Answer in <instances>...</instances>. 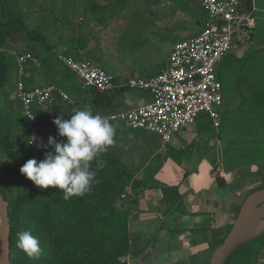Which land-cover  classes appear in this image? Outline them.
<instances>
[{
    "label": "rangeland",
    "instance_id": "obj_1",
    "mask_svg": "<svg viewBox=\"0 0 264 264\" xmlns=\"http://www.w3.org/2000/svg\"><path fill=\"white\" fill-rule=\"evenodd\" d=\"M3 1L10 9H18L23 14L30 29L40 28L54 46L69 43L76 36L89 37L90 45L80 49V55L83 60L112 75L116 82H126L135 77L149 79L165 70L169 65L171 46L197 35L207 18L198 0H126L128 3L124 9L118 10L115 6L107 11L102 8L108 3L115 5L117 0H0V20L4 16ZM254 4L255 28L249 37L243 33L234 37L233 49L217 67L225 98L223 107L219 109L221 128L204 121L207 118L204 115L196 123L204 126L206 133L201 138L211 139L214 150H221V165L225 163L230 168L245 171L252 168L264 176V141L256 143L260 138H251L256 142H248V136H244L249 122H259L260 117L264 123V0H254ZM58 52H64V49ZM73 76L77 77L74 73ZM135 92L132 94H139L135 99L129 94L119 97L113 112L131 110L152 101L149 91ZM2 100L7 111L17 112L12 90L5 91L0 97ZM51 111H46L45 117L53 118ZM16 118L24 120L23 115ZM138 131L116 130L115 144L108 150L119 157L122 166L137 170V177L162 144L158 135ZM41 132L42 127L39 134ZM13 136L12 157L0 161V174L6 177L8 186L12 182L13 165H20L26 156L19 128L15 129ZM38 141L29 143L35 155L40 150ZM199 145L200 155L210 149L209 144L204 148V139ZM230 146L238 149V152L233 150V156ZM215 156L219 161L218 155ZM175 159L177 162L182 160L176 155ZM130 174L135 177V173ZM260 190H264V184ZM258 191H250L248 197ZM263 249L264 237L240 250L230 264H257L264 254L261 253ZM209 257V254L200 256L198 264H207Z\"/></svg>",
    "mask_w": 264,
    "mask_h": 264
},
{
    "label": "trees",
    "instance_id": "obj_2",
    "mask_svg": "<svg viewBox=\"0 0 264 264\" xmlns=\"http://www.w3.org/2000/svg\"><path fill=\"white\" fill-rule=\"evenodd\" d=\"M127 3L126 0H117L115 5L108 3L107 7L124 9ZM2 4L4 16L0 20V97L8 89L15 91L16 56L29 53L34 61L26 71V89L55 85L70 98L68 102L57 101L51 109L53 118L37 113L36 125L39 129L42 127L38 143L41 139L47 143L49 136L56 137L58 141L66 140V137H59L58 128L53 123L58 116L67 120L74 109L89 106L94 115L108 118L116 113L113 112V106L119 97L129 94L135 99L139 95L132 94L137 90L128 87L100 93L80 84L73 72L58 59V46L49 43L40 28L30 29L18 9H10L5 1ZM100 21L104 19L100 18ZM89 39L87 36H76L73 39L75 42H63L60 46L66 47V54L83 60L79 50L89 47ZM16 104L18 110L14 114L5 109L4 100L0 101V161L4 162L6 158L12 157L10 147L17 128L21 131L23 151L26 153L24 162L13 165L10 186L6 183V177L0 174V193L9 202L11 263L125 264L124 258L131 253L129 223L136 204L138 207L140 192L144 188L143 181L135 180L131 172L122 166L119 157L108 151L92 162L95 179L99 182L92 186L90 193L82 197L73 196L66 201L57 188L37 187L21 174L20 168L29 159L42 160L45 150L40 149L35 155L30 149L32 146L29 144L28 124L18 100ZM18 115H23L24 120L16 118ZM110 123L116 130L138 131L128 129L119 122ZM129 188L133 194L122 198ZM168 189L177 192L174 187ZM24 230H30L39 238L43 248L39 259L28 258L17 247V232Z\"/></svg>",
    "mask_w": 264,
    "mask_h": 264
},
{
    "label": "crops",
    "instance_id": "obj_3",
    "mask_svg": "<svg viewBox=\"0 0 264 264\" xmlns=\"http://www.w3.org/2000/svg\"><path fill=\"white\" fill-rule=\"evenodd\" d=\"M102 9L107 11L109 7ZM172 48L173 45L171 51ZM61 49L66 47L57 50ZM224 99L223 94V104ZM258 119L259 122L246 125L244 136H248V142H256L251 138H260L256 143L264 141V123ZM204 121L210 123L208 118ZM203 133L204 126L195 123L183 128L165 147L160 142L158 153L138 177L137 170L124 166L144 184L129 223L131 253L125 258L127 264H198L199 257L206 254L210 255L209 264L232 229L249 192L260 190L264 184L263 174L252 168L245 171L221 165V150L216 152L211 139L201 138ZM202 139L204 148L209 144L210 149L200 155ZM235 148L230 146L232 156ZM175 155L182 160L177 162ZM257 264H264V254Z\"/></svg>",
    "mask_w": 264,
    "mask_h": 264
},
{
    "label": "built area",
    "instance_id": "obj_4",
    "mask_svg": "<svg viewBox=\"0 0 264 264\" xmlns=\"http://www.w3.org/2000/svg\"><path fill=\"white\" fill-rule=\"evenodd\" d=\"M207 13L200 32L173 45L168 67L149 79L130 78L116 82L115 78L94 64L57 52L60 62L72 71L83 85L100 93H110L122 87L149 91L152 101L136 109L108 117L131 130L158 135L163 147L183 128L194 125L206 116L215 128H220L219 109L223 105V86L217 66L233 49L234 37L250 36L256 20L245 10V0H198ZM31 54L16 56L17 70L14 95L19 101L30 134V142L39 138L37 113L52 109L57 101H70L69 96L55 85L26 89L25 78ZM32 144V143H31ZM129 188L127 193L132 195ZM127 264V260H123Z\"/></svg>",
    "mask_w": 264,
    "mask_h": 264
},
{
    "label": "clouds",
    "instance_id": "obj_5",
    "mask_svg": "<svg viewBox=\"0 0 264 264\" xmlns=\"http://www.w3.org/2000/svg\"><path fill=\"white\" fill-rule=\"evenodd\" d=\"M53 123L58 128L59 137H66V140L58 141L56 137L49 136L44 143L41 139L37 147L45 150L44 158L27 160L20 172L37 187L57 188L66 201L73 196L82 197L99 182L95 179L92 162L115 144L116 128L108 118L94 115L89 106L74 109L67 120L58 116ZM17 237V247L28 258L35 260L41 257L43 248L40 240L30 230L17 232Z\"/></svg>",
    "mask_w": 264,
    "mask_h": 264
},
{
    "label": "water",
    "instance_id": "obj_6",
    "mask_svg": "<svg viewBox=\"0 0 264 264\" xmlns=\"http://www.w3.org/2000/svg\"><path fill=\"white\" fill-rule=\"evenodd\" d=\"M245 10L254 11V0H245ZM9 202L0 193V264L11 263ZM264 237V190L245 201L232 229L215 250L209 264H229L242 249Z\"/></svg>",
    "mask_w": 264,
    "mask_h": 264
}]
</instances>
